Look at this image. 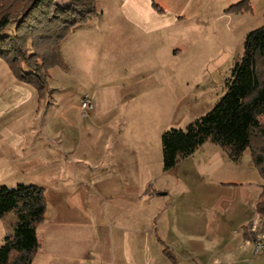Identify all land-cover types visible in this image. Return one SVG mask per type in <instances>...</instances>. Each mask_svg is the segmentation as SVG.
Listing matches in <instances>:
<instances>
[{
  "label": "crops",
  "instance_id": "obj_1",
  "mask_svg": "<svg viewBox=\"0 0 264 264\" xmlns=\"http://www.w3.org/2000/svg\"><path fill=\"white\" fill-rule=\"evenodd\" d=\"M241 1L145 0L150 19L128 13L124 20L108 18L100 40L106 55L136 46L139 50L143 44L144 51L167 49L168 55L179 57L189 40L184 21H198L197 12L204 6L227 8ZM248 1L254 29L264 27V0ZM125 6L135 13L140 5ZM159 19L167 24L160 25ZM171 27L176 28L175 36L168 45L163 35H169ZM126 74L140 73L131 66ZM51 82L53 103L45 109L36 90L17 81L0 60V187L39 186L47 205L32 264H171L164 247L176 264H264L262 253L254 256L255 246L243 236L241 241H227L221 221V216L240 209L235 210L236 199L228 195L221 211L218 187L251 181L261 193L262 181L249 152L234 164L216 144L206 142L167 172L177 176V186L186 195H160L153 189L149 148L132 140L139 137L138 125L149 114L138 116L130 109L134 102L149 103L153 85L127 82L115 94L89 90L92 109L80 119L84 93L74 91L73 84ZM206 99L200 98L201 106L208 105ZM130 128L135 133H128ZM260 193L239 199L240 206L247 204L250 212ZM248 220L245 212L239 226ZM4 236L0 223V246Z\"/></svg>",
  "mask_w": 264,
  "mask_h": 264
},
{
  "label": "trees",
  "instance_id": "obj_2",
  "mask_svg": "<svg viewBox=\"0 0 264 264\" xmlns=\"http://www.w3.org/2000/svg\"><path fill=\"white\" fill-rule=\"evenodd\" d=\"M98 0H0V60L15 79L33 87L45 109L52 105L54 90L48 88L50 72L62 65L60 46L74 29L98 15ZM251 11L248 0L226 12ZM10 25V34L3 32ZM63 66V65H62ZM264 27L249 31L240 60L225 81V93L205 115L184 129L161 135L162 169H173L206 142L216 144L231 163L248 151L261 181L254 205L259 226H243V237L264 248ZM44 189L36 185L0 187V223L4 240L0 264H32L39 250L37 230L45 221ZM259 236H262L260 239ZM163 253L171 264L175 256Z\"/></svg>",
  "mask_w": 264,
  "mask_h": 264
},
{
  "label": "rangeland",
  "instance_id": "obj_3",
  "mask_svg": "<svg viewBox=\"0 0 264 264\" xmlns=\"http://www.w3.org/2000/svg\"><path fill=\"white\" fill-rule=\"evenodd\" d=\"M120 2H122L121 9L118 6ZM132 2L140 5L135 13L125 6ZM228 8L220 5L204 6L197 12L200 15L198 21H184V27L186 26L189 32V40L185 51L179 57L168 55L167 49L156 52L144 51L143 44H139V50L135 49L136 46L114 56V51L106 55L99 35L101 29L108 28L105 25L107 19L124 20L127 13L139 15L144 19H150L151 16L150 13L148 15L149 10L148 6L145 7V0H98V15L64 38L60 46L63 66H57L50 72L49 89L52 79L58 84L61 82L73 84V90L80 94L84 93L83 96L90 101L92 99L87 94L89 90H106L105 94L111 92L115 94L121 89V84L127 82L142 84L149 82L153 85L151 87L153 98L149 103L139 101L137 106L134 102L130 109L138 116L149 114V119H144L146 121L138 125L139 137L132 140L145 142L149 148L151 157L154 158L153 189L161 191L158 192L160 195L167 192L178 197L186 195L184 188L177 186V176L162 169L161 135L172 128L184 129L190 122L205 115L218 102L225 93L226 79L242 56L244 38L251 29H254L255 21L253 19L250 21L251 11L233 14L226 12ZM134 16L130 15V18ZM166 16L171 17V11H167ZM160 22V25L167 24L165 20ZM164 24L162 25L165 26ZM184 27L179 28L184 29ZM12 29L13 26L10 25L3 35L10 34ZM175 29L171 27V33L166 32L169 35H163L168 45L173 44ZM131 66L140 74H126ZM140 68L141 71L138 70ZM65 76H67L66 80ZM163 95L166 105L162 100ZM205 97L208 102L206 107L200 105V98ZM53 98L54 95L52 100ZM129 113L131 114L130 111ZM79 118H82L80 114ZM134 131L136 130L130 128L128 133H135ZM128 137H132V134ZM246 156V159L249 158L248 155ZM218 189L220 196L223 197L220 198L221 211L226 207L225 200L228 195L236 199L235 210L240 209L237 213H231L230 217L226 214L221 216V221L226 224L224 227H226L227 241H241L244 226V224L239 226L241 215L246 212V218L249 219L246 224L251 223L255 229L259 226V219L254 213L253 199L251 202L253 208L250 207V212L247 204L240 206L239 199L243 202V199L247 201L248 195H258L260 187L250 181L235 185L231 183ZM227 232L230 236H227ZM259 238L261 239L262 236ZM253 251L254 256L259 254L254 248ZM261 253L259 256L264 257V252Z\"/></svg>",
  "mask_w": 264,
  "mask_h": 264
},
{
  "label": "built area",
  "instance_id": "obj_4",
  "mask_svg": "<svg viewBox=\"0 0 264 264\" xmlns=\"http://www.w3.org/2000/svg\"><path fill=\"white\" fill-rule=\"evenodd\" d=\"M92 109V104L91 101L88 98H85L81 101L79 105V114L82 118H86L89 114V112ZM255 252L256 253H261L264 252V248L261 245L255 246Z\"/></svg>",
  "mask_w": 264,
  "mask_h": 264
}]
</instances>
